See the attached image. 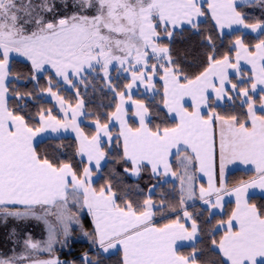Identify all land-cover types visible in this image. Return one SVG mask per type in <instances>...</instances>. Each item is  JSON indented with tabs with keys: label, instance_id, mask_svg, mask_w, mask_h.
<instances>
[{
	"label": "snow or ice",
	"instance_id": "1",
	"mask_svg": "<svg viewBox=\"0 0 264 264\" xmlns=\"http://www.w3.org/2000/svg\"><path fill=\"white\" fill-rule=\"evenodd\" d=\"M0 264H264V0H0Z\"/></svg>",
	"mask_w": 264,
	"mask_h": 264
}]
</instances>
